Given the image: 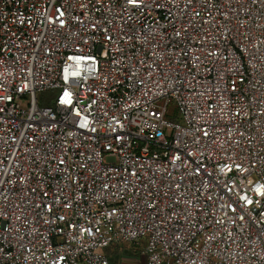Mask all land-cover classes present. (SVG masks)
<instances>
[{
  "label": "built area",
  "instance_id": "built-area-1",
  "mask_svg": "<svg viewBox=\"0 0 264 264\" xmlns=\"http://www.w3.org/2000/svg\"><path fill=\"white\" fill-rule=\"evenodd\" d=\"M142 241L264 264V0H0V264Z\"/></svg>",
  "mask_w": 264,
  "mask_h": 264
},
{
  "label": "crops",
  "instance_id": "crops-1",
  "mask_svg": "<svg viewBox=\"0 0 264 264\" xmlns=\"http://www.w3.org/2000/svg\"><path fill=\"white\" fill-rule=\"evenodd\" d=\"M131 245H115L107 249L110 264H149L144 254L145 241ZM109 250V251H108Z\"/></svg>",
  "mask_w": 264,
  "mask_h": 264
},
{
  "label": "rangeland",
  "instance_id": "rangeland-1",
  "mask_svg": "<svg viewBox=\"0 0 264 264\" xmlns=\"http://www.w3.org/2000/svg\"><path fill=\"white\" fill-rule=\"evenodd\" d=\"M53 94H54V92L52 91V92H43V93L37 95L39 104L42 106L52 105L53 104ZM170 109H171V111H175V107L173 105L170 107ZM124 245H131L132 247H134L135 244H129L128 243V244H124ZM108 255H109V252H108Z\"/></svg>",
  "mask_w": 264,
  "mask_h": 264
}]
</instances>
